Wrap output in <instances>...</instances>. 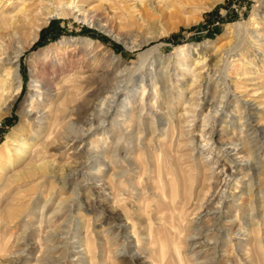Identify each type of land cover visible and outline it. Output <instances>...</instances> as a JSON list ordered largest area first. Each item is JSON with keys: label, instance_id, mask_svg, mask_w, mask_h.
Here are the masks:
<instances>
[{"label": "bare ground", "instance_id": "bare-ground-1", "mask_svg": "<svg viewBox=\"0 0 264 264\" xmlns=\"http://www.w3.org/2000/svg\"><path fill=\"white\" fill-rule=\"evenodd\" d=\"M101 1L125 8L124 4L130 0ZM177 2L183 6L181 0H173L172 6ZM63 4L70 6L72 1L65 0L62 3L58 0L57 6L51 8L45 4V0H39V4L33 9L35 3L30 5L28 0H0V110L4 108L5 112L10 111L20 93L23 84L21 57L38 39L42 26L41 23H34L35 11L41 7L45 9L48 18L66 16L69 7L66 9ZM82 18L86 22H93L106 32H113L93 17L87 15ZM29 25L33 27L32 32L24 37ZM241 35L238 33L237 39L240 46L244 47ZM116 37H121V34L117 33ZM123 40L124 43L127 42L124 38ZM253 41L257 42L258 46V54L254 57L257 58L258 55L260 66L264 67V46L258 38ZM253 41L248 43L255 44ZM82 42L83 57H89L88 62L98 67L101 64L99 54L106 46L90 37H83ZM59 43L42 47L32 54V77L46 92L44 101L34 103L32 98L30 109L22 108L20 122L9 131L5 141L0 144V254L6 252L7 242L14 234L15 249H10L8 254L23 252L22 242L26 239L24 227L27 223L34 226L38 222L35 231L44 232V235L38 239L36 251L38 250L39 254L33 251V257L28 264H51V252L59 247L55 245L56 239L60 235L68 238L73 231L79 235V247H84L79 251L80 257H77V260L89 264L96 263L97 251L104 256L112 252L116 256L132 252V257L139 253H148L150 264H218L220 257H223L224 253L228 254L229 250H232L233 254L227 255V264H262L263 257L255 253H264V177L260 178L259 185L262 187L258 192L255 193L256 182L251 175L246 187L239 191V195L233 196L231 201L221 194L205 210L200 220L191 219V215L201 207L203 194L211 187L212 165L211 162L197 159L193 155V151L198 149V144L194 143V136L184 128V114L177 116L174 112L176 107L170 95L166 70H161L163 66H160L157 71L156 65L162 63L159 56H154L148 61V55L140 54L138 66L126 64L121 71L100 85L97 84L96 78L84 76L81 71L74 72L73 67L70 69L66 66L65 70H61L49 60L52 49H60ZM89 46H93V49L88 50ZM109 50L102 55L108 54ZM92 52L95 53L90 57ZM238 55L243 58H239L241 66L235 68L236 74H246L252 69L250 65L254 64V58L244 55L242 51ZM230 57L234 58L233 55ZM223 61L224 57H219L212 66H218ZM146 65H149L150 70L141 71ZM232 67L234 68V64ZM60 70L65 74L62 81L57 76ZM218 70V67L215 68V71ZM147 78L153 83L162 84L160 94L166 103L167 111L142 116L141 111L145 109L143 107L140 113L135 111V108L127 109L132 95L135 94L131 85L145 83ZM207 81L204 82L206 89H210L216 98L214 115L224 112V122L229 124L234 118L231 113H238L244 108L246 113L240 116V119L246 120H242L240 124L231 123L234 126L229 132L234 136L237 128L246 127L250 132L248 135L252 134L244 137L242 143L235 144L233 139L220 143L221 155L241 169L252 171V174H264V168L261 170L264 163L257 153L262 145L263 128L258 122L255 123L257 119L253 118L259 113L257 107L253 108L248 102L240 105L239 101H234L229 92L230 86L218 91V84L213 87L212 83ZM188 85L189 83L180 86L183 88L180 97L188 90ZM92 88L95 90H91ZM88 90L90 92H87ZM91 102L93 105H90ZM90 110L93 111V118L86 117ZM40 112L42 114L38 115ZM74 114L85 116L90 126L84 128V125L78 129L72 120ZM120 117L123 119H119ZM24 121L28 123L23 129L21 123ZM19 131L22 135H18ZM143 132L146 133L145 139L141 138ZM213 132L214 128L211 133ZM70 137L71 140L81 139V142L90 144L92 148L99 147V144L104 145V151H100L103 153L102 158L98 156L99 151L95 155L94 152L83 149V153L86 152L87 159L91 160V167L97 168L98 174H105V182L114 194L116 202L126 209L127 219L133 218L135 221H130L133 236L125 237L120 244L117 238L122 234L121 230L114 234L112 239H101L97 243L89 235V226L86 227L85 235L80 232L85 227L83 218L80 213L73 214L74 207L80 202L78 187L72 190L75 198L56 196L54 184H57V177L52 175L55 171L52 167L55 162L61 164L66 158V153L61 150L63 143ZM89 137L90 141L87 143ZM74 148L77 149L78 145ZM233 150L236 151L234 154L231 153ZM58 153L60 162L56 158ZM250 159L252 161L249 163ZM85 164L84 162L83 165ZM61 168H64V165ZM75 176L73 172H64L59 184L64 187L73 184ZM84 180L83 177L81 182ZM130 198L135 202L133 212L134 207L130 208L126 204ZM242 213L246 217H242ZM60 214H65V217L57 226L55 223ZM244 218L246 220H242ZM137 224L144 227L141 233L137 232ZM13 229H17V232H12ZM62 244L67 245V240L62 241ZM95 248L97 250L93 253ZM62 251L60 260L68 264V258L74 254H71L67 247ZM219 251L223 253L220 257L217 255ZM107 257L101 259L102 264H109Z\"/></svg>", "mask_w": 264, "mask_h": 264}, {"label": "rangeland", "instance_id": "rangeland-1", "mask_svg": "<svg viewBox=\"0 0 264 264\" xmlns=\"http://www.w3.org/2000/svg\"><path fill=\"white\" fill-rule=\"evenodd\" d=\"M57 1L51 0L47 2L45 0V4L48 7L55 8ZM64 1L61 0L62 3ZM70 1H72L70 6L63 4L66 9L69 7L66 16H53L48 18L45 9H41V7L34 13V23H41L42 26L38 39L21 57L23 84L17 100L10 111L5 112L4 108L0 110V144L5 141L9 131L20 122V111L22 108L30 109L29 105L32 98L34 103L37 101L43 103L44 101L46 92L40 88V84L32 77L30 64L32 54L40 48L60 42L58 45L60 49H52L49 60L57 64L61 70H65L67 68L66 66L70 69L73 67L74 72L81 71L80 73L84 76L96 78L97 84L100 85L121 71L126 64L132 67L138 66L140 54L148 55V61L154 56H159L162 63L161 65H156L157 71L160 66H163L161 70H166L167 83L171 92L170 95L176 107L174 112L177 116L180 113L184 114L182 116L184 128L190 135L194 136V143L198 144V149L193 151V155L197 159L202 158L204 161L211 162L210 164L212 165L210 170V175H212L210 179L211 187L208 192L203 194L202 201H200L201 207L191 215V219L194 221L200 220L205 214V210L221 194L226 197V200L231 201L233 196L239 195V191L246 187L252 176L253 181L256 182L254 186L255 193L258 192L262 187V185H259L260 178H263L264 174L260 172H253L252 174V171L248 172L247 170L241 169L221 155L220 143L233 139L236 142L235 144H238L242 143L244 137L252 136V134L248 135L250 132L246 130V127L237 128L234 136L233 133L229 132V129L236 122L240 124L246 120L242 119V121L240 119V116L245 115V109H240L238 113L232 112L231 114H233L234 118L231 119L229 124L225 123L223 118L224 112L214 115L213 110L216 98L212 95L210 89H206L204 82L208 80L207 83H212L213 87L218 84V91L230 86L229 92L234 101H239L240 105L248 102L252 104L253 108L257 107L259 113L257 116H253V118L257 119L254 122H258L263 128L262 145L257 153L264 163V67L260 66L258 55L257 58L254 57L256 53L258 54V46L256 45L257 42L253 41L258 38L259 42L264 46V0H181L183 1V6H180L178 2L172 6L173 0H130L128 1L129 3L126 2L124 4L126 6L125 8L112 6L109 2L105 3L101 0ZM184 1H187V3ZM28 3L30 5L35 3L32 6L34 9L39 4V0H28ZM87 15L88 17H93L101 21L104 26L112 29L113 32H106L104 29L102 30V28L94 25L93 22L84 21L82 16ZM52 22H55V26H59L60 36L56 39L49 38L45 44L37 45L41 38V31L49 27ZM32 29V25H29L24 37L29 36ZM86 29L95 32L96 37H91L86 34ZM117 33H120L121 37H116ZM238 33L242 34L244 47L240 46L237 39ZM83 37L93 38L100 41L104 47L106 46V49L99 54L101 64L98 67L88 62L89 57H83ZM101 37H105V40H102ZM123 38L127 41L126 43H124ZM251 40L255 44L252 43L250 45L248 42H251ZM143 41L145 42L142 43ZM92 49L93 46L88 47V50ZM107 50H109V53L102 55ZM241 51L244 55L254 58V64L252 66L250 65L252 69L246 72V74H236L237 71L235 68L241 66V59L239 58H243V56L238 55ZM93 53L95 52H92L90 57ZM232 55L236 60L230 57ZM219 57H224V61L218 66H212ZM232 64H234V68ZM217 67L220 70L215 71ZM61 70L57 76L62 81L65 74ZM146 70H150L149 65L144 66L141 71ZM148 78L145 83H137V86L134 83L131 85L135 90V94L132 95L130 103L127 106V109L135 108V111L139 113L141 107L145 108L141 111L142 116H149L152 112L163 113L167 111L166 103L162 100L160 94L162 84L160 82H157V84L155 82L153 83ZM186 83H189L188 90L185 91L183 97H180V93L183 91V88L180 86ZM91 90L95 89L92 88ZM87 92H90V90ZM90 105H93V102ZM92 112L90 110L86 117L93 118ZM40 114L42 112L38 113V115ZM86 117H79L77 114L73 115L72 120L75 126H78V129L83 128L84 125V128L90 126ZM119 119L123 118L120 117ZM27 123L26 121L21 123L23 129ZM231 123L234 124L231 125ZM227 125L231 126L229 127ZM213 128L215 132L211 133ZM21 132L19 131L18 135H22ZM141 135V138L145 139L146 133L143 132ZM231 135L233 137H230ZM89 141L90 137L87 139V143ZM76 145H78L77 149L74 148ZM102 146L104 147V145L99 144V147L92 148L90 144L81 142V139L71 140V137L66 140L61 150L66 153V158L61 164L55 162L52 167L55 170L52 175L57 177V184H54V188L57 198H66L65 196L67 198L72 197L73 188H79L80 202L74 207L73 214L80 213L83 218L82 222L85 227L80 230L82 234H86V227L89 226V235L97 243L101 239H112L114 234L116 235L121 230L123 232L117 238L120 244L125 237L133 236V227L130 221H134V219H127L126 209L120 203L116 202L114 194L105 182V174L103 172L98 174L96 171L97 168L91 167L92 163L90 159H87L86 152L83 153L84 150H89L97 155L99 151L98 156L102 158L103 153L100 152L104 151ZM241 146L242 144L239 145V147ZM235 152V150L231 151L232 154ZM56 158L60 162L61 158L59 153ZM251 161L252 159L249 160V163ZM84 162L86 163L85 165H83ZM62 165H64V168H61ZM67 171L75 173L76 176L74 177L75 181L72 179L73 184H67L64 187L63 184H59V179ZM83 177L85 180L81 182ZM62 192L63 194H61ZM247 200L249 199L247 198ZM126 204L130 208L135 206L132 198L128 199ZM134 209L135 207L132 208V212ZM243 215L242 213L241 216L243 217ZM64 217L65 214H60L55 225L59 226ZM242 220H246V218ZM37 224L38 222L33 226L27 223L24 227L26 230V233H24L26 239L22 242L23 252L9 255L8 252L15 249L14 243L16 241V235L14 234V236L12 235L9 238L6 252L0 254V264H28L34 252L39 254V251H36L38 249V239L39 237H43L44 232L35 231ZM137 225V232L141 233L144 227L140 224ZM11 231L15 233L17 229ZM67 237L60 235L56 239L58 244L56 243L55 245L59 247L51 252L53 256L51 264H65L64 260H60V257L63 253L62 250L66 247L71 254H74L69 257L71 260L68 258V264H74L75 261L76 264H89V262L77 260V257H80L79 251L84 248L79 247L80 239L78 233L73 231ZM64 240H67V245L62 244ZM94 250L93 253L97 249L95 248ZM130 253L116 256L112 252L104 256L97 251L95 255L97 254L96 257L98 258L95 260V264H102L101 259L107 256L109 264H150L148 253H139L134 257ZM134 253H136L135 250ZM221 254H223L221 251L217 253L219 257ZM229 254H233L232 250H229L228 254L224 253L223 257H220L218 264H227L225 260ZM255 255L261 258L263 257L262 259L264 261V253L256 252Z\"/></svg>", "mask_w": 264, "mask_h": 264}, {"label": "trees", "instance_id": "trees-1", "mask_svg": "<svg viewBox=\"0 0 264 264\" xmlns=\"http://www.w3.org/2000/svg\"><path fill=\"white\" fill-rule=\"evenodd\" d=\"M85 31H86V34H88L89 36L96 37L95 32L91 30H87V29ZM59 36H60V28L58 25L55 26V22H52V24L49 27L41 31V38L37 45L45 44L49 38L56 39ZM101 39L105 40V37H101Z\"/></svg>", "mask_w": 264, "mask_h": 264}]
</instances>
